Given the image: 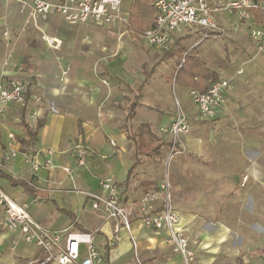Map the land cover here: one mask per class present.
I'll return each mask as SVG.
<instances>
[{"label":"rangeland","instance_id":"obj_1","mask_svg":"<svg viewBox=\"0 0 264 264\" xmlns=\"http://www.w3.org/2000/svg\"><path fill=\"white\" fill-rule=\"evenodd\" d=\"M122 4L124 10L129 12V1L123 0ZM6 12L8 16H4ZM6 17H10V23L4 22ZM40 23V19L34 20L13 1L6 3L0 0V76L4 80L24 82L26 96L30 100L29 105L26 104L25 116L28 113L36 119L43 118L33 114V108L40 103H36V98H31L35 80L40 77L38 75L49 74L53 82L49 98L53 105L62 104L61 96H65L71 106L78 108L82 100L91 106L97 99L102 100L106 107H114L118 117L124 114L132 96L136 94L137 86L145 80L140 98L152 96L157 89L161 90L164 94L161 103L171 106V112L175 113L178 101L190 124V131L180 137L177 152L172 157L169 155V126L164 128L166 143L150 159L143 160L144 157L140 156L139 159L143 161L136 170L139 173L144 171L159 183L167 176L174 206L180 215L188 217L186 225L195 253L191 264H264L263 257L252 254L264 243V147L238 144L240 138H264L259 131L264 126V117L256 121V115L248 114L246 118L251 121L242 124L239 118L234 122L226 121L225 114L221 113L213 117L202 116L188 97V84L175 83L182 66L178 80L184 76L187 82L199 76L202 68L214 71L219 79L225 75L220 71L228 69V66L235 67L247 59L259 61L264 70V51H257L252 46L254 42L250 43L247 37L231 41L210 37L194 44L201 38L199 30L173 42L167 51H158L142 40V32L129 37L127 23L107 28L77 25L73 26L76 27L74 30H69L70 34L61 30L62 42L52 49L55 47L46 41V34H54L55 25L47 26L45 31L40 29ZM38 38L51 50L50 56L46 55L49 51L44 50L46 48ZM26 51H31V60L22 59ZM43 58L54 59V62L67 58L70 62L68 66L49 67V73L44 74L46 68L41 67ZM79 75L93 77L100 89L81 90L83 87L77 83ZM55 80L60 83L56 84ZM200 80L204 81L202 78ZM259 83L263 84L264 78H257V85ZM180 87H183V93H175L176 88ZM197 90L202 91V88ZM94 92L98 93L96 98ZM0 108V114L5 115L6 121L18 113L15 106L8 108L0 104ZM120 124L126 132L134 127L125 118ZM130 151V156L137 159V152ZM239 158L245 159L244 162H238ZM250 166H257L262 173L260 178L251 174ZM160 194L157 190H146L143 195L140 194L135 199L137 205L130 209L133 218L137 219L136 216L142 211L156 208L161 200ZM144 198H147V203L146 209L142 210ZM141 227L147 229L143 225ZM149 241L151 245L144 248L139 258L141 264H181L166 235L154 233ZM133 249L137 255L136 247L133 246Z\"/></svg>","mask_w":264,"mask_h":264},{"label":"crops","instance_id":"obj_2","mask_svg":"<svg viewBox=\"0 0 264 264\" xmlns=\"http://www.w3.org/2000/svg\"><path fill=\"white\" fill-rule=\"evenodd\" d=\"M2 1L6 3L13 1V3L19 7L15 0ZM128 1L130 6L133 0ZM4 16H8V12H6ZM9 18L10 17H6L4 22L8 21L10 23ZM40 22V29L45 31L47 26L54 24L55 27H53L56 28L54 34H46V36L52 40L58 38L61 40L60 42H62V37L60 36L62 34L59 33L61 30L70 34L69 30H74V28H76L73 26H88V24H68L57 15H53L47 20ZM113 25L120 24H112L98 28H107ZM191 32L192 30L186 27L173 31L170 45ZM130 36L131 34L129 37ZM224 36L213 38H225L224 41H231L247 37L231 31ZM248 39L247 37L246 40ZM38 40L41 41L43 45V41L40 38H38ZM142 40L144 39L142 38ZM198 41L199 39L194 44H197ZM250 43H252V41ZM252 46L255 47L254 44ZM43 48L49 51L46 55L50 56L51 50L44 45ZM24 53L25 54L22 56L24 61L33 58L31 51H26ZM69 62L67 58L63 59L62 62L56 60L54 62V59L43 58L41 67L46 68V70H44L45 74L49 73V67L68 66ZM26 65L29 67L27 62ZM228 67L229 68L226 70H219L220 74H225L220 78L230 79L228 101L221 114H225L224 118H226L228 122H234L239 118L238 120L240 123L245 124V122L251 121L248 117L246 118L248 114L256 115V121H260L259 119L264 117V83H259L257 85V78L263 80V66L257 60L247 59L242 61V63H237L235 67ZM239 69H242L241 73L237 72ZM173 70L174 66L171 63V71ZM38 76L40 77H37L35 80V85L33 86L34 91L31 94V98H36L38 100L36 103H40L33 108V111L36 112V115L43 116L44 124L37 131L36 142L28 147L20 143L17 155L10 161H3V168L0 169L13 178L25 180L34 190L40 192L36 195L27 194L24 192L22 186H14L7 179L2 177H0V189L18 204H25L30 215L42 227L50 231L66 230L92 232L95 245L102 251L103 257L100 264H141L139 258L142 256L144 248L151 245L149 240L153 238L154 233L158 232L150 228L144 229L141 227L142 224L139 217L141 213L136 216L138 220L134 219L135 217L133 218L132 213H130L132 235L136 244L138 243V245H136L137 255H135L132 241L124 229L121 230L123 236L122 240L114 246H109L108 242L112 237L114 220L108 218L101 206L98 209L92 207L91 198L88 193L101 195L102 189L99 185V180L103 176L111 175L118 185H120L119 189L124 205L127 210L131 211L130 209L137 205L135 199H137L140 194L143 195L146 190H159V184L161 182L159 183L151 177H148L144 171L139 173V171L136 170V168H140L141 162L144 159H150V157L154 155H146L136 151L135 141L130 135L134 133L140 124H148L151 131L166 143L165 137L167 134H165L164 128L170 125L174 115L173 111L171 112L170 110L171 106H164L163 103H161L164 94L159 89H157V93H153L152 96L148 97L146 95L140 98V90L144 86L145 80L137 86L136 94L132 96L126 111L123 112L124 114L119 115V117L114 107H106L103 105L102 100L98 101L97 99L91 103V106H87L85 100L81 99L82 102L80 103V108H78L71 106L69 100L65 96H61L62 104L56 106L53 105L49 98L53 89V82L50 80L49 74ZM196 78L197 77L194 76V79ZM0 80L4 83L9 82V80H4L2 76H0ZM54 82H56V84L60 83V81L57 80ZM177 82L180 84H188V88H193L191 87L193 82H187L184 76L180 78V81L175 80V83ZM77 83L79 87H83L81 90L96 91L100 89V87L97 86L98 81L93 77L79 75L77 77ZM208 84L209 83L205 82L200 83L201 87H207ZM26 89L27 88H25V99L26 104L29 105L30 100L26 96ZM182 89L183 87L176 88L175 93L182 94ZM97 95L98 93L96 92L95 98ZM117 98H120V96H117ZM12 106L18 108V113L16 115L13 114L11 120L6 121L4 119L5 115L0 114L1 146H7L9 144V133H13L17 138L22 137L24 134L20 118V110L23 105L11 104L8 108ZM30 106L32 107V105ZM25 112H27L26 105ZM124 118L127 123L134 126L132 129H128V132L121 128L122 124H120V122H122ZM25 120L30 127L34 128L37 120L34 116L27 113ZM259 131H261L262 137L264 134V126H261ZM78 139L82 140L90 149L88 168H76L72 146ZM242 139L244 138L238 140L239 146L264 147L263 137L253 140ZM130 141L132 142L131 145L129 144ZM111 142H113V144ZM44 148H51L54 151L52 166L44 162L46 157L41 152ZM131 149L137 152V159L133 155L130 156ZM134 153L135 152H133V154ZM33 156L35 160L42 163L35 175L33 174L31 163L26 161ZM140 156H142V158L144 157L143 160L142 158L139 159ZM244 160L245 159L241 158L237 159L240 163L244 162ZM69 169L71 171H68ZM249 169L254 177H261L260 175L262 173L257 166H250ZM137 178L139 179L137 180ZM46 199H49V202L45 201ZM160 202L161 200L159 201V205L154 209L161 206ZM59 208L70 212L73 217L60 212L58 210ZM174 208L176 209L175 206ZM176 211L180 216L181 225L191 244V235L186 225V223H188V217L180 215L177 209ZM1 220L2 209H0V264H37L36 260L41 259L45 255L44 250L40 246L23 241L18 232H8L2 229ZM160 233L165 235L164 232ZM14 241L17 242V245L14 250H11L10 246ZM262 245H264V243ZM254 251L252 254H254ZM174 254L178 256L182 264L179 254ZM260 257L264 258V256Z\"/></svg>","mask_w":264,"mask_h":264},{"label":"built area","instance_id":"obj_3","mask_svg":"<svg viewBox=\"0 0 264 264\" xmlns=\"http://www.w3.org/2000/svg\"><path fill=\"white\" fill-rule=\"evenodd\" d=\"M22 10L34 20H47L53 15L68 24H88L104 27L112 24H126L128 12L123 8V0H15ZM155 10L153 26L144 30L141 37L158 51H167L171 44L172 32L182 27L201 31L200 43L210 37H222L229 31L245 35L254 42L257 51H264V22L257 20L255 11H264V0H150ZM7 35V32H4ZM46 41L56 48L60 40ZM242 72V69L237 71ZM230 79L219 78L210 83L205 91L194 88L187 90L188 97L196 106L198 114L213 117L220 114L229 97ZM25 84L22 81L0 80V104H25ZM1 109V108H0ZM36 115V112H33ZM169 155L176 154L180 137L190 131L186 113L176 101V110L169 125ZM9 144L0 145V168L3 161H10L18 151L20 143L13 133L8 134ZM113 144V142H112ZM44 162L52 166L54 151L44 148ZM76 168H88L90 149L83 141L72 146ZM31 163L33 174L42 165L33 156L26 160ZM68 171H71L70 169ZM102 194L88 193L94 209L100 206L108 218L114 220L112 237L108 245L114 246L122 240L121 230L127 232L134 247L136 242L131 231L130 211L122 201L118 183L111 175L100 178ZM161 206L157 209L142 211L140 222L143 226L157 232H164L173 251L181 257L182 264L194 261V248L181 225L180 216L172 204L170 183L166 179L159 184ZM141 209H146L144 198ZM0 209H2V229L18 232L23 241L40 246L45 255L37 259V264H100L102 251L95 245L92 232L50 231L42 227L28 212L25 204H18L0 189ZM17 242L10 246L14 250Z\"/></svg>","mask_w":264,"mask_h":264},{"label":"trees","instance_id":"obj_4","mask_svg":"<svg viewBox=\"0 0 264 264\" xmlns=\"http://www.w3.org/2000/svg\"><path fill=\"white\" fill-rule=\"evenodd\" d=\"M256 18L260 22H264V11H255ZM155 18V10L153 6L151 5L150 0H133L129 6V12H128V19H127V29L129 30L131 36H138L141 32L144 30L150 28L153 26ZM198 61V60H197ZM199 62V61H198ZM198 62L194 61V64L200 66ZM183 67V66H182ZM180 67V70L182 69ZM179 70V71H180ZM179 71L177 73V76L175 80H178ZM201 74L197 76L196 79L193 78L191 87L193 88H202V91H205L207 87L212 83L213 81H216L218 79L217 74H215L214 71H211L209 68H202ZM211 77V80L209 79ZM200 78L204 79V81H201ZM211 81L208 86L201 87L200 83L207 81ZM25 104L20 110V118H21V125L24 129V134L22 137H18L19 142L21 145L28 147L30 145H33L37 140V131L40 127L44 124V119L39 118L36 120L34 128L30 127L28 122L25 120ZM135 141L136 144V151L139 153H143L146 155H150L153 153H157L158 150L165 144L159 137H157L150 129V126L148 124H140L137 129L134 131L133 134L130 135ZM0 177L7 179L12 185H20L24 188V192L31 195H36L40 191L34 190V188L28 184L25 180L13 178L12 176H9L8 174H5L0 169ZM45 201L49 202V199H46ZM60 212L65 213L69 215L70 217H73V215L65 211L63 209H58ZM254 254H257L259 256H264V245L257 248L254 251Z\"/></svg>","mask_w":264,"mask_h":264},{"label":"bare ground","instance_id":"obj_5","mask_svg":"<svg viewBox=\"0 0 264 264\" xmlns=\"http://www.w3.org/2000/svg\"><path fill=\"white\" fill-rule=\"evenodd\" d=\"M48 40H52L51 38H47Z\"/></svg>","mask_w":264,"mask_h":264}]
</instances>
